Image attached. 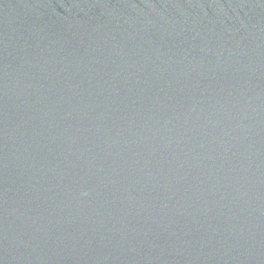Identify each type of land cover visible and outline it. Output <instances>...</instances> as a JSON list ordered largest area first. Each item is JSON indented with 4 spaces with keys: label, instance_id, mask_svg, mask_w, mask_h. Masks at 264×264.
Here are the masks:
<instances>
[{
    "label": "water",
    "instance_id": "1",
    "mask_svg": "<svg viewBox=\"0 0 264 264\" xmlns=\"http://www.w3.org/2000/svg\"><path fill=\"white\" fill-rule=\"evenodd\" d=\"M0 264H264V0H0Z\"/></svg>",
    "mask_w": 264,
    "mask_h": 264
}]
</instances>
